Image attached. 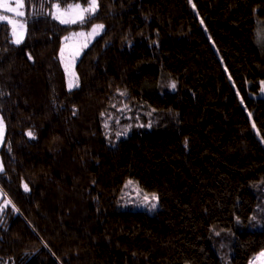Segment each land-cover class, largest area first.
Returning <instances> with one entry per match:
<instances>
[{
    "label": "trees",
    "instance_id": "obj_1",
    "mask_svg": "<svg viewBox=\"0 0 264 264\" xmlns=\"http://www.w3.org/2000/svg\"><path fill=\"white\" fill-rule=\"evenodd\" d=\"M22 1L20 45L0 22V203L19 209L0 212V264H248L264 249V101L247 93L264 0H99L71 25L51 4L87 0ZM97 22L69 90L61 38ZM128 180L158 207L122 206Z\"/></svg>",
    "mask_w": 264,
    "mask_h": 264
},
{
    "label": "snow or ice",
    "instance_id": "obj_2",
    "mask_svg": "<svg viewBox=\"0 0 264 264\" xmlns=\"http://www.w3.org/2000/svg\"><path fill=\"white\" fill-rule=\"evenodd\" d=\"M189 4H192V0H188ZM195 9V5H192ZM24 7L22 0H15V6L12 4V0H0V11L5 13H12L17 18L23 17L25 13L21 10ZM100 7L99 0H87V5L82 6L81 3L68 4L67 6L62 7L60 3H52L51 10L47 13V15L51 16L54 21H57L60 25H71V24H85L88 22L87 18H94ZM255 12L256 9H253ZM0 22H6L9 26H11V35L13 37L12 43L15 45H20L26 35V26L23 23H18L17 20L12 19L9 16L0 15ZM204 21L201 20V24ZM260 22H258L259 24ZM105 25L102 23L92 24L91 30L89 32H73L69 36H65L61 38L60 48L58 52L60 64L64 70L65 78L71 74L73 81H76L78 78L76 77L75 72L71 71L72 65L74 64L77 57L80 56L81 52L88 47V43L91 38L100 34L102 30H104ZM207 31V29H205ZM258 35H261V39L258 41L260 47L264 49V27L260 28ZM84 38L81 42L78 38ZM211 39V38H210ZM67 52V58H66ZM28 60H33L31 54H28ZM227 71V69H225ZM231 79V77H229ZM74 86H78V84L69 83L68 88L71 90ZM169 88L175 89L176 83L172 81L168 85ZM260 90L264 92V80L260 81ZM118 95L120 97L126 96V91L117 90ZM239 95V92L237 93ZM243 103V100H241ZM113 108L116 105H112ZM130 110L128 109V105H124L123 108L117 109V111ZM76 114L75 108L73 109V115ZM101 117H104L106 114L104 112L100 113ZM150 115V113H149ZM113 117L109 114L108 119H112ZM251 113H249V119H251ZM117 124H119V120H117ZM105 128L108 127V124L105 123ZM150 126V125H149ZM131 125L126 126L123 131H118L115 135L119 138L120 136L126 135ZM137 127H143V125H137ZM252 128H256V124H252ZM5 130V123L2 117H0V140L3 139ZM30 139H36V136L33 131L29 130L25 133ZM257 135H260L257 132ZM107 139V136H106ZM261 143H264V139L261 140ZM185 146H187V141H185ZM3 171V165L0 164V172ZM133 183L132 180H128L127 184ZM23 190L25 192H29L30 188L27 184H22ZM158 197L155 193L151 194V196H145L143 199L144 206L148 207L149 210L156 207V201ZM9 205L12 206L14 212H18L19 209L15 207L14 204L11 203L10 200L4 199L3 203H0V212H2ZM250 220H255V216L249 217ZM237 223H239V219H237ZM216 236H219V232H215ZM223 247V245H222ZM248 264H264V249L258 252L253 258H251Z\"/></svg>",
    "mask_w": 264,
    "mask_h": 264
},
{
    "label": "rangeland",
    "instance_id": "obj_3",
    "mask_svg": "<svg viewBox=\"0 0 264 264\" xmlns=\"http://www.w3.org/2000/svg\"><path fill=\"white\" fill-rule=\"evenodd\" d=\"M23 2V1H22ZM12 4H13V6H15V0H12ZM83 6V5H82ZM22 11H23V8L21 9ZM0 15H5V16H9V17H11L12 19H14V20H17L18 21V23H23L24 24V21H23V19H22V17H20V18H17L14 14H12V13H5V12H2V11H0ZM97 23H100V22H97ZM97 23H94V24H97ZM10 28H11V26H10ZM257 29H256V33H255V38H256V41H257V44H259L258 43V41L261 39V35H258V33H259V31H260V28H262V25H260V26H257L256 27ZM91 30V26L89 27V28H87V30H84V29H78V30H76V31H71L70 33H68L67 35H65V36H69L71 33H73V32H89ZM98 36V35H97ZM96 37V36H95ZM95 37H93V38H95ZM93 38H91V40L93 39ZM11 39H13V37H11ZM81 42L83 41V39L84 38H78ZM90 40V41H91ZM66 58H67V52H66ZM76 60H77V58H76ZM75 60V61H76ZM74 64H75V62H74ZM74 64L72 65V69H71V71H73V72H75V68H74ZM66 79H68V84L69 83H75L76 81H73V79H72V76H71V74H69V76L66 78ZM4 138V137H3ZM3 140V139H2ZM2 140H0V144L2 143ZM130 185V188H131V190H129L128 192H127V195H126V197H125V199L124 200H122V206H125V207H132L133 209H142V210H145V211H147V212H150V211H153L154 209H156L157 207H158V205H157V201H156V207L155 208H153V209H151V210H149V208L148 207H146V206H144V204H143V199H144V197L147 195V196H151V194H153V193H150V192H145V191H143L138 185H136V184H129ZM1 196H2V191L0 190V198H1ZM261 251V250H260ZM259 251V252H260ZM223 264H225V263H223Z\"/></svg>",
    "mask_w": 264,
    "mask_h": 264
},
{
    "label": "water",
    "instance_id": "obj_4",
    "mask_svg": "<svg viewBox=\"0 0 264 264\" xmlns=\"http://www.w3.org/2000/svg\"><path fill=\"white\" fill-rule=\"evenodd\" d=\"M259 85V88L254 92V91H249V86H247V93H248V97L250 99H255V100H261V101H264V95L262 96V93L261 90H260V82L258 83Z\"/></svg>",
    "mask_w": 264,
    "mask_h": 264
},
{
    "label": "flooded vegetation",
    "instance_id": "obj_5",
    "mask_svg": "<svg viewBox=\"0 0 264 264\" xmlns=\"http://www.w3.org/2000/svg\"><path fill=\"white\" fill-rule=\"evenodd\" d=\"M264 95V92L262 93V96Z\"/></svg>",
    "mask_w": 264,
    "mask_h": 264
}]
</instances>
